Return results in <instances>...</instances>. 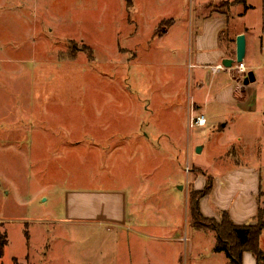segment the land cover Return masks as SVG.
Returning <instances> with one entry per match:
<instances>
[{
    "label": "rangeland",
    "instance_id": "374dc122",
    "mask_svg": "<svg viewBox=\"0 0 264 264\" xmlns=\"http://www.w3.org/2000/svg\"><path fill=\"white\" fill-rule=\"evenodd\" d=\"M172 1L174 32L157 39L149 0H132L129 18L120 0H0V264H229L214 230L191 226L187 203L209 178L203 204L229 209L234 191L215 189L236 171L255 177L264 209V30L249 37L245 72L196 68L194 39L206 32L197 15L229 5ZM261 16L257 6L243 23L257 33ZM233 19L215 46L241 26ZM231 83L233 102L222 92ZM191 109L203 125L189 126ZM114 160L128 162L127 176L118 166L109 177ZM133 164L143 171L137 230L106 218L90 194L131 188Z\"/></svg>",
    "mask_w": 264,
    "mask_h": 264
},
{
    "label": "crops",
    "instance_id": "0c3cea01",
    "mask_svg": "<svg viewBox=\"0 0 264 264\" xmlns=\"http://www.w3.org/2000/svg\"><path fill=\"white\" fill-rule=\"evenodd\" d=\"M120 1L123 2V6L125 7V10H126L125 17L126 18L132 17L133 14L135 15L134 11H131V12L127 11L128 10L127 8L131 7V5H132V0H120ZM150 1H152V4L150 6L153 8V10L150 13L151 15L146 13V18L151 20L152 23H154L152 28H151L152 32H154L153 35L157 39L169 37L174 32L173 24L176 23L175 15L170 10V8L174 6V1H172V0H149V2ZM218 2L219 3H221V2H224V3L225 2H232V3L228 6L229 8L227 10L215 9L214 11H211L208 14H204V15L198 14L196 17V21H198V22L200 21L201 18L203 19L206 32L201 30V34H199V35L196 32L197 36L194 39V43H195V47L197 48V50L199 49L198 50L199 52L198 51L196 52L195 63H193V65L196 68L208 66V67L212 68V73L215 72V73H220L222 75H225L226 68H224L225 70L220 69V67H224V66H221V61L224 58H231L230 57L231 53H230L229 49H233L234 55H235V37L238 34L244 35V37H245V55H246V50L248 48L247 45H249V42H248L249 37L255 38V37L259 36V33L262 30H264V0H259L256 3H253L251 0H236V1H234V0H218ZM197 3H198V5H201V6H205L207 4L206 1H200V0H198ZM240 5H243V7H244V9L242 11L239 8ZM137 6L140 7V5H137ZM257 6H260V8L262 10V16L260 18V22H261L260 26L261 27L257 31V33H254L253 31H251V28H249L248 24L243 23V20L246 16L247 12H249L251 9H255ZM133 7H134V5H133ZM161 7H162V9H159ZM137 13H139L138 10H137ZM189 16H190V14H189ZM233 16H237V18L239 20V24H241V26L235 27V28L232 27V34L230 36L225 37L224 40L228 43V45H230V47H227L228 45H224L222 48L215 46V43L216 44L218 43L219 38L221 36H225V30H228L231 28L230 23L234 22ZM162 20L168 21L166 23L167 27H165V29L163 30V32L160 35H156L159 23ZM130 22H133V21L131 20ZM155 24H157V25H155ZM202 50L210 51L211 55L210 54L207 55L210 57L209 58L206 56L203 57L204 54H201ZM245 55H244V57H245ZM245 59L246 58H243V61H245ZM206 60H209V61H206ZM233 67H236V66H233ZM236 69L238 70V68H236ZM227 71H228V69H227ZM230 79H231L230 76H228V80L231 82ZM235 86L236 85H232V83H231V85L229 87L227 86V87L222 89V90H224V91H222L223 93L229 92L228 101H231V102L236 101V99L233 97V88H235ZM225 99H226V96H225ZM194 101L197 102L198 100L194 98ZM198 103H200V102H198ZM187 108H188V106H187ZM187 114H188V109H187ZM110 139H111L110 136H109V138L105 139L104 145L108 146L107 142ZM111 163H113V164L108 166L109 170H108V172H106L108 175L110 174V176H109L110 178H112L114 176V173H112V167L124 166L123 174L125 176L128 175V169L126 168L128 162L125 164V161H124V164H123V162L121 160H114ZM133 165L135 167L134 176H136V177H132L131 178L132 180L130 179L131 180L130 182L132 185L131 188L129 185H125V184L122 186L120 185L119 190H117L118 188L110 186L109 192H106V191L101 192L100 190H98L95 193H93L91 191L90 194L93 198L95 195L96 199L97 198L98 199L103 198L104 202L101 201L100 203H98V206H99V204H101V205L104 204V213L103 214H104V216H106V218H108L111 221H116L120 224H124L126 226L128 223H131L135 227V229L137 230L140 226L139 221L141 219V211L143 210L144 205H142V201L140 200L141 199L140 190L136 185L139 181V176L143 175V171L138 169V164H133ZM136 167H137V169H136ZM240 179L243 180L241 182V184L239 182ZM197 180H199V179L197 178L195 181H197ZM201 180L203 182L202 178H200L199 182ZM258 182H259V180H258ZM217 183L218 184L216 186L215 191L217 192L218 190H221L222 193L224 194V198H225V195H229V193H232V190L234 191V193H232V194L235 195V201L229 209H225L227 207H217L218 208L217 211L218 210H226L229 217L231 218V220L237 224L253 222L254 216L257 213V208L259 206L257 196H258V191L260 188L259 183L255 182V177L250 176L248 179V182H246L244 179L240 178V176L237 175V172L235 171V172L225 176V179L218 180ZM246 183H247V185L245 187ZM195 188L200 189V188L194 187V189ZM246 189H248V190H246ZM127 193H130V196L127 197ZM208 194H206L205 196L200 198L199 210H200L201 214L203 215V217L218 219L217 212H215L214 210H213V212H211L210 209L208 208V206L203 204V201H205L206 196ZM217 197H218V192H217ZM89 199L90 198H88L87 196H85V197L74 196L73 197V201L77 202V203H84L86 200L88 201ZM98 208L100 209V206ZM82 210L90 211L91 209L87 208V209H82ZM82 210H79L78 212H83ZM260 236H261V234H260ZM259 246H260V237H259ZM245 260H247L248 262L252 261L253 264H255V259L253 258V256L249 252L243 253L242 264H244Z\"/></svg>",
    "mask_w": 264,
    "mask_h": 264
},
{
    "label": "trees",
    "instance_id": "16d2710c",
    "mask_svg": "<svg viewBox=\"0 0 264 264\" xmlns=\"http://www.w3.org/2000/svg\"><path fill=\"white\" fill-rule=\"evenodd\" d=\"M236 1V0H234ZM230 5L232 2H225ZM165 21L160 22L156 35L163 32ZM89 48V47H88ZM87 52H91L90 48ZM211 179L208 178L200 190L191 191L188 198V209L191 226L195 229L208 227L215 232L214 249L223 252L229 264H242V255L249 252L255 264H264V251L259 246V237L264 229V209L257 208L253 222L237 224L231 220L226 210L218 211V219L203 217L199 210V200L210 192ZM6 243L5 235L0 236V256Z\"/></svg>",
    "mask_w": 264,
    "mask_h": 264
},
{
    "label": "water",
    "instance_id": "95a60500",
    "mask_svg": "<svg viewBox=\"0 0 264 264\" xmlns=\"http://www.w3.org/2000/svg\"><path fill=\"white\" fill-rule=\"evenodd\" d=\"M245 55V37L243 34H238L235 37V55L234 58H224L221 61V65L224 67H231L232 64L235 62L236 64H239L243 61ZM254 76L251 71L247 72V77L244 79V83H248L249 81H253ZM199 150V148H196V150Z\"/></svg>",
    "mask_w": 264,
    "mask_h": 264
},
{
    "label": "built area",
    "instance_id": "2783aa9c",
    "mask_svg": "<svg viewBox=\"0 0 264 264\" xmlns=\"http://www.w3.org/2000/svg\"><path fill=\"white\" fill-rule=\"evenodd\" d=\"M237 68H238V71H244L245 72V67H244L242 62L237 64ZM204 123H205L204 116L202 114L194 116L193 115V110L191 109V111L189 112V115H188V124H189V126H192V125L201 126Z\"/></svg>",
    "mask_w": 264,
    "mask_h": 264
}]
</instances>
